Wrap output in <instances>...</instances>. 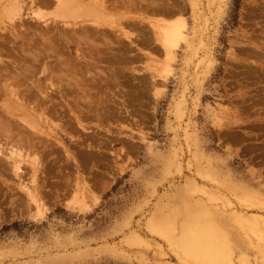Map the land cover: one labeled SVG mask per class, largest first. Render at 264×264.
I'll list each match as a JSON object with an SVG mask.
<instances>
[{
  "label": "rangeland",
  "instance_id": "374dc122",
  "mask_svg": "<svg viewBox=\"0 0 264 264\" xmlns=\"http://www.w3.org/2000/svg\"><path fill=\"white\" fill-rule=\"evenodd\" d=\"M12 1L0 0V147L23 162L16 174L11 160L0 162V264H264V0H139L127 9L85 0L67 18L39 10L107 29L92 43L77 37L85 58L38 36L23 52L30 35L23 23L11 28ZM56 58L75 63L90 93L52 92L43 118L14 97L11 76L29 77L22 89L36 92ZM194 235L214 249L212 261L187 253Z\"/></svg>",
  "mask_w": 264,
  "mask_h": 264
},
{
  "label": "bare ground",
  "instance_id": "6f19581e",
  "mask_svg": "<svg viewBox=\"0 0 264 264\" xmlns=\"http://www.w3.org/2000/svg\"><path fill=\"white\" fill-rule=\"evenodd\" d=\"M138 1V2H137ZM144 1V0H143ZM118 2H119V6L121 5V7H123L124 9H127V8H139V0H118ZM146 3H147V1H145ZM145 2H142L141 1V3H144V4H146ZM12 4H9V5H7V8L5 9L6 11H7V17H8V19H9V21H10V23H12V25H11V28H15V27H17V25H19V24H22L23 23V32H24V35L26 36V35H30L29 37L28 36H26V38H29V40H27V41H24L26 44H25V46L23 45V52L25 51V48H27L26 50H28V45H29V41H30V38H32L33 36H38L39 37V39L41 38V41H46V43H49V41H50V43H51V40L56 44V43H58V42H60V41H62L63 40V42H65V43H69V45L67 46V48L66 49H68V51H67V54L68 55H70V52H72V51H70V50H72V49H74V52H75V54H77L79 57H77V58H83L84 56L83 55H81V53H79L80 51H81V47H80V43L79 42H77V40H79L78 38L79 37H82V36H80V35H84V37L87 39V40H83L82 39V41H89V43H92L93 41H95V39L94 38H96V36L94 35V34H98L99 33V36H100V33H102L104 30V28H98L97 26H94L93 25V27L90 25V24H87V22L84 20H82V21H77V22H70V21H62V22H59V21H56L55 19H47L46 17H45V15L40 11V12H38L39 10H42V9H44V8H49V7H55L56 9H61V10H67V12L66 13H64L65 15H62V18H67V17H73V15L75 14V12L77 13V12H79V10L81 9V8H83L84 7V5L86 4V2H85V0H30V2H29V4H27V5H25V3H23L22 4V0H14V1H12L11 2ZM151 3H154V1L153 2H151ZM98 4V5H97ZM97 7H99L100 9H102V8H106V5H105V1H100V3H98L97 2ZM143 4V5H144ZM148 4V3H147ZM110 5H112V6H114L113 4H110ZM141 6H142V4H141ZM145 6V5H144ZM156 6V5H155ZM95 7V6H94ZM143 7V6H142ZM146 7V6H145ZM147 7H148V5H147ZM261 7V6H260ZM263 7V6H262ZM150 8V7H149ZM256 11V10H255ZM74 12V13H73ZM260 15V14H259ZM263 16H264V14H262ZM264 22V21H263ZM61 23V24H60ZM96 25V24H95ZM99 29H102V30H99ZM38 30V31H37ZM107 30V29H106ZM106 30L104 31V32H106ZM100 31V32H99ZM91 33L95 36L93 39H91V37H93L92 35H91ZM111 33V32H110ZM105 35V33H103V36ZM173 35V30L172 29H169L168 31H167V37H171ZM24 36V37H25ZM91 36V37H90ZM109 35H107V32H106V36H105V38L104 39H107L106 37H108ZM37 37V38H38ZM78 37V38H77ZM89 38V39H88ZM110 38H112V37H110ZM50 39V40H49ZM81 39V38H80ZM99 39H100V37H99ZM101 39L103 40V37H101ZM257 40V39H256ZM33 41H34V39H33ZM48 41V42H47ZM97 41V40H96ZM113 41V40H112ZM170 41H171V39H170ZM6 42V41H5ZM8 42V41H7ZM7 42H6V44H7ZM34 42H36V40L34 41ZM72 42V43H71ZM103 42V41H102ZM111 42V41H110ZM258 42V41H257ZM4 43V42H3ZM3 43H0V45L2 44V47H3ZM62 43V42H61ZM88 43V44H89ZM95 43H97V42H95ZM99 43V42H98ZM116 43V42H115ZM115 43H114V45H115ZM24 44V43H23ZM52 44V43H51ZM55 44H52V45H55ZM87 44V43H86ZM87 44V45H88ZM100 44H102L101 43V41H100ZM113 44V43H112ZM47 45V44H46ZM50 45V44H49ZM49 45H47V46H49ZM90 45V44H89ZM89 45H88V48H90L89 47ZM114 45H112L113 47H114ZM34 46V45H33ZM121 46V45H120ZM124 45L122 44V46L120 47L121 49H122V47H123ZM80 47V48H79ZM44 48V47H43ZM53 48V47H52ZM101 48V47H100ZM105 48V47H104ZM115 48V47H114ZM95 49V51L97 52V54L99 55V52H100V49L99 48H97V47H95L94 48ZM93 49V50H94ZM117 49V48H116ZM119 49V48H118ZM6 50V49H5ZM45 50H46V48H45ZM84 50V49H83ZM91 50V49H90ZM92 50V51H93ZM8 53H10V51L11 50H6ZM48 51H50V50H48ZM52 51H53V49H52ZM51 51V52H52ZM117 51V50H116ZM12 52V51H11ZM86 52H87V50H86ZM85 52V53H86ZM106 52V51H105ZM48 53V52H47ZM79 53V54H78ZM124 53V52H123ZM1 54H3V50L2 49H0V69H2V70H0V72H2V71H7V70H5V69H7V64L5 63V60H3L2 59V57H1ZM12 54V53H11ZM59 54V53H58ZM57 54V55H58ZM88 54V53H87ZM87 54H86V56H87ZM115 54V53H114ZM10 55V54H9ZM13 55V54H12ZM60 55V54H59ZM58 55V56H59ZM65 55V54H64ZM92 55H94V54H92ZM117 55H119V54H117ZM58 56H56V57H58ZM80 56H82V57H80ZM75 57V56H74ZM91 57V56H90ZM111 58H112V56H110ZM116 57V56H115ZM120 57V56H119ZM49 58V57H48ZM53 58V57H52ZM60 59H61V57H59ZM59 58H56V59H58V60H56L57 61V63H56V67H55V69L54 70H56L55 72H57L56 73V75H55V73H54V70L51 68V67H49L48 65L46 66V68L48 67V69H50L49 71H50V73H51V77H48V74L46 73L44 76L46 77L47 76V81L46 82H49L48 84L46 83V84H42V82L41 83H39L38 82V80L37 81H34V82H36L35 84V88L37 89V91L35 92H33L32 91V88L30 89V86L28 87L29 88V90H31L30 92H28L27 90V87L24 89H22V83H23V86H24V84H25V81H24V79L26 78L25 77V75L23 76V80L22 79H18L19 78V76H20V73H18V72H15V73H13V76H11V81H12V83L16 86V89L14 90V92H13V94H14V97H16L19 101H21L20 102V104H21V106L23 107V104H25L26 106H29L27 109L28 110H30V112H32V113H36V112H39V114H41L42 116H43V118H45L46 117V115L45 114H47L48 112H47V109H48V111H49V109H51L52 108V106H54L53 104H52V106H50V105H48V104H46V102H48V101H50V99L52 100V96H51V93L52 92H55L59 97H61L62 98V96H67L66 94L68 93V92H72V91H74V89L76 90V92L77 91H79V92H81L82 94H88V93H90L89 92V89L88 90H85L86 88H85V86H83L82 84H81V79L80 80H78V78L76 79V78H74L75 77V75H77V68H75L74 69V64L75 63H69L68 61H69V59H68V61H66V60H59ZM85 58V57H84ZM110 58V59H111ZM116 58H118V57H116ZM122 58V57H121ZM25 59V58H24ZM63 59V58H62ZM66 59V58H65ZM87 59V58H86ZM92 59H94V58H92ZM97 59V58H96ZM107 59V58H106ZM71 60V59H70ZM80 60H82V59H80ZM116 60V59H115ZM74 62H77L78 64H79V62L77 61V60H73ZM86 61V60H85ZM92 61V60H91ZM25 62H27L26 60H25ZM98 62H100V61H98ZM115 62H118V60L117 61H115ZM15 63V62H14ZM17 64H20L19 62H16ZM47 63V62H46ZM77 63H76V65H77ZM108 63V62H107ZM110 63V62H109ZM31 64V63H30ZM57 64H58V66H57ZM85 65H86V63H84ZM87 64H89V63H87ZM91 64V63H90ZM94 64V63H93ZM117 64V63H116ZM34 65V64H33ZM59 65H61L62 67H64L65 69H67V71H63V70H60L59 69ZM17 66V65H16ZM23 67H22V69H23V72H25L26 70H27V68L28 67H25V65H22ZM36 66V65H35ZM84 66V65H83ZM88 66V65H87ZM87 66H84V67H87ZM30 68L31 67H33L32 65H30L29 66ZM37 67V66H36ZM40 67V66H39ZM76 67V66H75ZM35 67H33V68H31V69H34ZM94 68V67H93ZM97 68V67H96ZM22 69H21V71H22ZM30 69V70H31ZM82 69V68H81ZM80 69V70H81ZM77 71V72H76ZM88 71V70H87ZM86 71V72H87ZM8 72V71H7ZM89 72L90 73H92L90 70H89ZM54 73V74H53ZM102 73V72H101ZM23 74V73H22ZM79 74V73H78ZM85 75V74H84ZM64 77H65V82H64V85L63 84H61V83H56V82H53L54 80H58V81H60V82H63V80H64ZM20 78H22V76L20 77ZM27 78H29V77H27ZM26 78V79H27ZM55 78V79H54ZM108 78V77H107ZM106 78V79H107ZM54 79V80H53ZM113 78H111L110 80H112ZM23 81V82H20V81ZM36 80V79H35ZM99 80H101V78L99 77ZM27 81V80H26ZM40 81H41V79H40ZM79 81V82H78ZM85 82V80L83 79L82 80V82ZM101 81H105V80H101ZM101 81H99V82H101ZM34 82H32L33 84H34ZM98 82V83H99ZM97 83V84H98ZM27 84V83H26ZM103 84H104V82H103ZM102 84V85H103ZM28 85V84H27ZM30 85V84H29ZM82 85V87H84L85 89H81L80 88V86ZM88 87H90V86H88ZM27 89V90H26ZM100 89V88H99ZM2 93V92H1ZM75 93V92H74ZM78 93V92H77ZM54 94V93H53ZM73 94V93H72ZM70 95V94H69ZM75 95H77L78 96V94H75ZM75 95H74V97H75ZM80 95V94H79ZM1 96H2V94H1ZM56 96V95H55ZM72 96V95H71ZM80 97H83V96H81L80 95ZM64 98V97H63ZM85 98V97H84ZM87 98V97H86ZM85 98V99H86ZM133 98V97H132ZM82 99V98H81ZM47 100V101H46ZM77 100H78V98H77ZM65 101V100H64ZM79 101V100H78ZM90 101V100H89ZM133 101V100H132ZM80 102V101H79ZM79 102H74L73 104L72 103H70L69 104V102H66L65 103V105L68 107V108H71V111H73L72 110V108H74L75 110H77V109H81V108H86V106L87 107H89L88 105H80V106H78L79 104ZM51 103H53V102H51ZM59 103V102H58ZM62 103V102H61ZM91 103V102H90ZM60 104V103H59ZM63 104V103H62ZM116 104V103H115ZM118 104V103H117ZM24 105V106H25ZM105 106V105H104ZM110 106H112V105H110ZM90 107H91V105H90ZM92 107H94V106H92ZM91 107V108H92ZM108 107V106H107ZM116 107V106H115ZM66 108V107H65ZM114 108V107H113ZM5 109V108H4ZM56 109V108H55ZM112 109V108H111ZM57 110H58V108H57ZM106 110H108V108L106 109ZM114 110H115V108H114ZM58 111H60V110H58ZM66 112H67V109L65 110ZM82 111V110H81ZM3 112V111H2ZM51 112V111H50ZM62 112H63V110H62ZM84 112V110L81 112V113H83ZM109 112V111H108ZM107 112V113H108ZM115 112V111H114ZM113 112V113H114ZM117 112V111H116ZM65 113V112H64ZM64 113H63V115H64ZM112 113V112H111ZM1 114H3V113H0V115ZM60 114V113H59ZM66 114V113H65ZM104 114V113H103ZM110 114V113H109ZM115 114V113H114ZM117 114V113H116ZM105 115V114H104ZM2 116V115H1ZM5 116V115H4ZM3 116V117H4ZM13 116V115H12ZM45 116V117H44ZM68 116V115H67ZM83 116H85V114L83 115ZM110 116V115H109ZM2 117V118H3ZM7 117H11V116H7ZM6 117V118H7ZM81 117V116H80ZM108 117V116H107ZM117 117V116H116ZM67 118V117H66ZM82 118V117H81ZM105 118V117H104ZM9 119H11V118H9ZM70 119V118H69ZM114 119V118H113ZM4 120V119H3ZM67 120V119H66ZM77 120V119H76ZM1 121V120H0ZM5 121V120H4ZM13 121V120H12ZM20 121V120H19ZM22 121V120H21ZM25 120H24V118H23V122H24ZM9 122V121H8ZM14 122H15V120H14ZM2 123V122H1ZM12 123V122H11ZM79 123V122H78ZM3 125H6L5 123H2ZM10 124V123H9ZM14 125H15V123H13ZM17 124H20V123H17ZM16 124V125H17ZM21 125V124H20ZM19 125V126H20ZM11 126V125H10ZM13 126V125H12ZM18 126V125H17ZM9 128V127H8ZM14 128H15V126H14ZM19 127H17V129H18ZM20 130H22V129H20ZM25 131H27V130H25ZM36 132V134H35V137L38 135L37 133V130H35ZM30 132V131H29ZM17 134V133H16ZM15 134V135H16ZM30 134H32V132L30 133ZM41 134H42V132H41ZM21 136L22 134H18V136ZM19 136V137H20ZM8 137H10V136H8ZM24 137V136H23ZM26 137V136H25ZM24 137V138H25ZM29 137H33L32 135L31 136H29ZM37 138V137H36ZM54 138V137H53ZM30 139V138H29ZM40 139V138H39ZM38 139V140H39ZM24 140V139H23ZM26 141H27V139H25ZM33 140V139H32ZM31 140V141H32ZM41 140V139H40ZM55 140V139H54ZM4 141H6V140H4ZM26 141L24 142L25 143V146H26ZM30 141V142H31ZM43 141V140H42ZM44 142H45V140H44ZM43 142V143H44ZM36 143V142H35ZM34 143V144H35ZM31 144V143H30ZM41 144V143H40ZM45 144V143H44ZM58 144V143H57ZM38 145V144H37ZM37 145H35V147L37 146ZM48 145V144H47ZM49 145H50V142H49ZM60 145H62V144H60ZM25 146H24V148H25ZM42 146V145H41ZM58 146H59V144H58ZM39 147H40V145H39ZM39 147H37V148H39ZM27 148V147H26ZM62 148H63V146H62ZM31 149H32V147H31ZM48 149V148H47ZM84 149V148H83ZM15 150H17V149H15ZM28 150H30V149H28ZM18 151V150H17ZM26 151V150H25ZM85 151V150H84ZM34 152V151H33ZM37 152V151H36ZM45 155H47L46 153H45ZM99 155V154H98ZM42 156V155H41ZM82 157V156H81ZM1 158H3V159H1ZM34 160H35V158H33ZM33 159H31L32 160V162H33ZM7 160H11L10 162H11V164L8 162H6L7 164H9L10 165V167L12 168V170H13V172L15 173V172H17L16 170H19L20 169V164H21V162H23V155L22 154H20V153H17V152H15L13 149H11L10 150V153L9 154H6L5 152H3V150L1 149V147H0V162H2V161H7ZM37 160V159H36ZM56 160V159H55ZM82 160V159H81ZM93 161V160H92ZM4 162H2L3 164H4ZM47 163H48V161H46ZM55 162V161H54ZM99 162V161H98ZM2 163H0L1 165L0 166H2ZM40 163H42V162H40ZM51 163V162H50ZM34 164H35V161H34ZM37 165H38V163H37ZM53 165V164H52ZM49 167V166H48ZM47 167V168H48ZM95 167V166H94ZM2 168H5V167H2ZM46 168V167H45ZM50 168V167H49ZM7 169V168H6ZM32 170H33V167L31 168ZM52 170V169H51ZM2 171V170H1ZM0 171V172H1ZM47 172V171H46ZM16 174V173H15ZM21 184V183H20ZM23 186H25V185H23ZM26 190L28 191V190H30L29 188L27 189V186H26ZM30 193H31V191H30ZM30 193H28V195H30ZM194 237H195V241H193V246H191L192 248H185V249H188V251L187 250H185V251H187V253L188 254H192V255H194V254H200V253H203V256L204 257H207V258H209V260L210 261H212V258H213V256H214V253H215V251H214V249L212 248V247H207L205 244H203V242H201L199 239H198V237L196 236V235H194ZM192 251H191V250ZM216 255H217V252H216ZM215 255V256H216ZM227 263V262H226Z\"/></svg>",
  "mask_w": 264,
  "mask_h": 264
}]
</instances>
